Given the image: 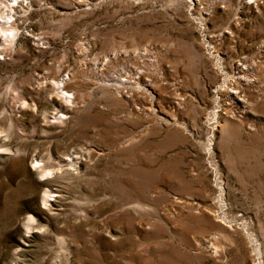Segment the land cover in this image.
Wrapping results in <instances>:
<instances>
[{
	"label": "rangeland",
	"instance_id": "374dc122",
	"mask_svg": "<svg viewBox=\"0 0 264 264\" xmlns=\"http://www.w3.org/2000/svg\"><path fill=\"white\" fill-rule=\"evenodd\" d=\"M0 14V264H264V0Z\"/></svg>",
	"mask_w": 264,
	"mask_h": 264
},
{
	"label": "bare ground",
	"instance_id": "6f19581e",
	"mask_svg": "<svg viewBox=\"0 0 264 264\" xmlns=\"http://www.w3.org/2000/svg\"><path fill=\"white\" fill-rule=\"evenodd\" d=\"M13 0H0V5H2L4 8H7L9 9L10 7V3L12 2ZM258 2V1H256ZM257 5V4H256ZM7 14V13H6ZM8 16V15H7ZM0 33L2 34L0 36V40L3 42V43H6V44H10L11 45V42L12 40L14 39V37L16 36V32H15V28L13 26V23L10 22L8 24V22L5 20V17L3 14H0ZM10 33V35H9ZM114 58L118 57V54H113ZM128 59H131V57H129ZM233 78V77H232ZM62 82V81H61ZM233 88V87H232ZM227 90V89H226ZM232 90V89H231ZM234 90V89H233ZM60 93H58L61 97V99L64 101V102H68V101H71L73 102L75 100V95L73 94H69L67 91L64 90V87L61 86L60 88ZM236 91V90H234ZM231 95L235 94L233 91H230L229 92ZM60 116L62 117L63 115L60 114ZM216 116V115H215ZM214 116V117H215ZM55 119L58 121L60 120V118L58 117H55ZM0 149H1V146H0ZM72 161V160H71ZM69 167L70 168H74L75 166L73 165V162L71 164H69ZM38 168L40 169V171L43 173L45 171H49L50 170H46V168H40L38 166ZM50 174V173H49ZM219 205V204H218ZM258 256V255H257Z\"/></svg>",
	"mask_w": 264,
	"mask_h": 264
}]
</instances>
